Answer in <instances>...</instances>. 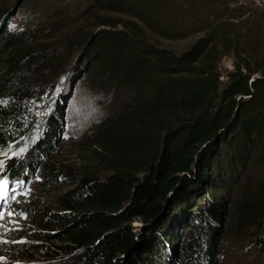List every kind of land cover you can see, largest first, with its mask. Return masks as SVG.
I'll return each instance as SVG.
<instances>
[{"label":"trees","instance_id":"trees-1","mask_svg":"<svg viewBox=\"0 0 264 264\" xmlns=\"http://www.w3.org/2000/svg\"><path fill=\"white\" fill-rule=\"evenodd\" d=\"M43 1L0 0V182L68 187L22 206L34 226L0 264H221L228 236L264 248V3ZM78 81L111 99L83 158L105 176L55 154Z\"/></svg>","mask_w":264,"mask_h":264},{"label":"rangeland","instance_id":"rangeland-1","mask_svg":"<svg viewBox=\"0 0 264 264\" xmlns=\"http://www.w3.org/2000/svg\"><path fill=\"white\" fill-rule=\"evenodd\" d=\"M63 4H68V8L75 10L79 5H84L86 0H61ZM250 1V0H249ZM261 5L264 0H253ZM45 6L53 7L57 0H44ZM148 37L157 44L173 47L181 50L187 47L190 39L172 40L153 33H148ZM223 70L232 67V59L224 57L221 61ZM67 74V72H64ZM66 76V75H65ZM65 79V77H64ZM63 79V80H64ZM66 83L61 82V86ZM59 87V88H60ZM72 92V99L67 104L68 110L64 115L63 128L60 134L54 137L55 154L59 162L70 165L72 170L82 172V170H93L98 175H107L108 170L99 168H89L83 162V158H87L88 154L95 147L93 144V134L98 130L100 119L109 114L111 99L104 94L90 91L84 82H73L69 88ZM105 99L103 103L100 99ZM86 164V165H85ZM90 166V165H89ZM68 186L54 189L52 191H42L39 188L37 177L30 178L26 183L7 186L0 182V244L21 242L25 238L14 236L16 230L19 235L33 227V222L30 217V209L24 210L22 206L31 201H35L40 206L53 208L59 194ZM141 223L139 220L134 221V225ZM26 262L24 259H12V263ZM221 264H264V248H248L245 243L240 240H234L230 236L225 238L221 252Z\"/></svg>","mask_w":264,"mask_h":264},{"label":"water","instance_id":"water-1","mask_svg":"<svg viewBox=\"0 0 264 264\" xmlns=\"http://www.w3.org/2000/svg\"><path fill=\"white\" fill-rule=\"evenodd\" d=\"M173 190L172 191H170L169 192V194H168V197H171V195L173 194ZM141 222V221H140ZM136 227H138V228H140V227H142V226H144V223L143 222H141V223H139L138 225H135Z\"/></svg>","mask_w":264,"mask_h":264},{"label":"bare ground","instance_id":"bare-ground-1","mask_svg":"<svg viewBox=\"0 0 264 264\" xmlns=\"http://www.w3.org/2000/svg\"><path fill=\"white\" fill-rule=\"evenodd\" d=\"M2 224V222H0ZM1 224H0V229H1Z\"/></svg>","mask_w":264,"mask_h":264}]
</instances>
